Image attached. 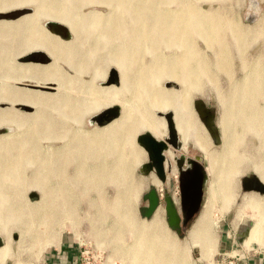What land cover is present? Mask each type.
I'll return each instance as SVG.
<instances>
[{
  "label": "rangeland",
  "instance_id": "obj_1",
  "mask_svg": "<svg viewBox=\"0 0 264 264\" xmlns=\"http://www.w3.org/2000/svg\"><path fill=\"white\" fill-rule=\"evenodd\" d=\"M1 1L3 0H0V7H3L4 4V8H0V24L3 23L0 26L5 25V29L7 26V28H10L6 30H4V28L0 29V33H2V35L6 34V36L4 35L5 37L0 36V48H3L5 45V50L0 53V63L3 61H7V63L9 62L19 71L25 69V72H20V76L17 73H12L13 71L11 70L7 73L8 77L0 76V83H3L4 85L6 84L5 87H8L9 90L18 91L20 92V94H26L27 92L30 94V92L32 91L31 95L32 93H35L34 95L36 96L37 94L38 96L45 94V91L46 93L57 95L58 92H60L61 90H65L64 93L68 92L70 96L80 97L83 101V106H81L77 120L65 118V126H63L62 128L53 127L51 130H49V133L47 134L48 136L46 137H49L50 140L41 139L39 141L38 144L41 150L44 151L43 146H49V149L47 151L45 150L43 154L40 153L38 157L45 158V153H47L49 156L40 161L46 162L48 161V159L50 161L55 156L59 155L55 148L57 146H62L64 148V152L63 155L59 157L58 162H60V165H63L65 175H70L72 177V181H77L78 179L85 178L89 185L97 186L98 188H100L98 191L99 194L96 193V190H93L91 186L86 196H80V200L75 201L72 198L69 201L68 205L71 207L72 211H74V215L72 212V217L70 215L71 218L69 217L65 220H60L62 222H56L52 224L53 229L58 230V233L56 235L57 237L50 238L51 236H48L52 232H48V230H50V228L48 227L49 229H47L46 231L47 240L51 241L52 243V240L54 242L55 239L58 238L61 231H71L75 234V239L78 243L79 250L82 248H87L90 251L94 250V252H100L101 259L99 260L98 264H131L127 258L125 259V257L121 256L120 253L117 252L120 250L119 248H116L118 247L119 243H117L118 240L115 238L112 231L115 215L108 210L107 214H109L101 217L99 216L100 212L103 213L106 210H96V207L94 206V204H99L100 200L103 198L105 200L112 201L116 196L117 188L115 184H113L112 181H106L102 183V179L99 178V176L96 175L97 173L94 172L99 169L106 170V166L98 164L93 172H85L86 177L83 175L79 176L78 173L83 172L84 169H87L85 166H87L88 162L95 161L94 156H98V158H96V161L101 160L97 150H92L89 146H86L85 144V142H89V145L92 144L93 138L97 134H99L96 133V131L104 124H99L98 122H96L95 120L97 119H94L95 116L100 113L103 114L106 112H113L114 110H117L119 113L122 112V110L124 109L125 111L127 110V114L131 116L136 114V110L134 109L135 106L130 99V94L132 95L131 91H129L128 89L130 88V86H122V81L120 77H122L123 73L125 74V72H127L126 74L132 73V75H130V77L132 78L134 76V73H136V70L139 68L141 62L142 64L150 63L152 60L151 57H153V55L151 53L148 54V52L143 53L141 62L140 60H137L136 62V59H131L130 63L127 62V66L118 65L117 63L115 64V62L110 60H103L99 57V54L101 56L103 51V53L105 54L106 50L104 48L103 51L98 48L97 50H99L100 52L97 51L96 48L93 49L92 46H89L91 45V42H88V40H90V37H88V39H85V37L83 38L82 33H80V35L82 36L76 34L78 32L75 33L72 31V29L70 30V27L67 22H64V20L59 19L61 17H52V14L49 12L50 4L53 5L54 3V6L55 4L57 6L60 4V2H63L66 7H69V9L65 6L62 8L68 10L70 13L72 12L73 14H84L90 10L102 14L111 9V5L105 3L102 0H72L75 1L76 4L72 1L71 3L73 4H71L67 0H4V3ZM6 1L7 3L5 5ZM144 1L148 3L152 0ZM153 1H157L160 11L169 13L170 17H172L174 19L173 21L176 23L178 22L181 25H186L189 19L193 22L200 18H206L208 20L210 19L213 25L215 24L213 21H216L217 27L213 28L215 27L213 26L211 28L212 32H210L211 34L208 35L209 37L198 35L195 31H192V42L194 43L196 49L199 48L198 52H201L200 56L198 53V57H201L200 59H203L202 63L209 67V69L207 70L209 72H205L208 73L206 74L207 76L203 74L200 77V85L198 84V86L190 87L184 86L182 84L181 86V84L179 85V83L176 82L171 77V75L168 76L165 74H162L158 80L157 86H160V88L164 87V89L166 88L168 89V91H171L170 89L180 91L181 89L183 90V92L181 93L182 95H184V98L182 99L186 98L185 101L188 100V102H186L188 103L186 104V106L187 108L190 107L189 109H187V113L189 112L192 114V117L188 116V120L190 122V124L188 123V128H195L188 129L186 132V137L182 139L173 126L171 110L159 112L155 111V116L164 118L163 120L165 121V125L162 127L163 131L165 132V137L161 140L157 139L158 141H164L166 145V148L162 150V154L164 156L163 168L165 175V179L163 182H161L156 177L154 170L151 168V166H147L152 164L150 163V160H148L146 151L137 142L138 135L147 132L140 130L134 138L136 147L141 148V154L138 160L131 163L133 171L130 174L129 178L133 180H141L142 186L136 200L134 202L132 201L131 203H129L131 207H129L130 211H132V213L134 211L133 214L136 215V218H138L140 221L142 220L148 223L152 220L153 213L158 207L161 210L163 227L170 233V235L174 236L180 246H187L186 242L188 241V232L195 220L202 212V210L207 205L209 187L211 182L215 178L212 166L211 164H209L210 155L211 157L213 156V158H218L223 155L224 149L226 147V138L229 136H227V134H229L227 132L229 131H227V129H224L226 123L223 122H225L224 116L226 114V110L229 107V104L231 105L232 103H234L233 100L239 99L241 105H244L247 102V104H251V106L254 105L253 107L258 110L264 108V88H261V90L255 89L256 92H258L254 98L255 103L251 102L253 101V98H246V94L243 90V84L245 80L247 81V78H249L248 80H252L257 78L258 76L263 75L262 77H264V73H262L264 72V0ZM62 8L58 7L57 9L62 10ZM15 24H17V27L15 26ZM227 24L229 25V27L227 26ZM14 30H16V33L13 32ZM5 31L6 33H4ZM13 33L17 36L15 35L14 37V35H12ZM34 34H37V36L35 37ZM52 36L58 38L61 41H71L73 40V38L76 41L77 39V42L73 40L74 45L72 44L75 50L78 49L80 50L79 52L82 53L84 51H90V49H93L92 51L94 52L92 56H90L91 54L88 56V59H91L92 61H87V63H84V57L82 56V54L79 53L78 55L73 54V56L69 58L63 57L64 59L56 57L57 65L62 68L60 69V71L62 70L63 73H65L70 80H74V85L67 84L69 87L67 85H64L65 87L62 86L58 91L56 89V87L58 86L57 80H54L55 78L50 77V75H48L49 72H47V69L43 70L44 67H46L53 59V57H51L48 53L49 49L44 45H41L39 47V45H36L35 43H32L33 46L29 43H25L29 41L37 42L38 44H41L42 42L44 43L45 41L47 43V41H51ZM219 38L222 40H220ZM41 39L44 41H42ZM124 41L128 42V40L126 39ZM207 44L211 46H207ZM29 45L31 47H29ZM43 47L45 48L43 49ZM175 48L176 47L166 49L164 46H162L160 47L159 51L162 50L166 55L168 53L171 54L172 52L178 54L179 48ZM14 54L16 56H14ZM149 55H151V57ZM138 56L140 55L138 54ZM65 59H69V61H65ZM99 59L101 61L100 64V61H98ZM78 64H82V67H85L82 68ZM136 64L139 65L137 66ZM16 65L18 68L16 67ZM29 68L31 69V71ZM33 68L34 70H32ZM36 68H39V71ZM41 68H43L42 70L46 72L47 75L42 70L40 71ZM133 69L134 72H132ZM32 71L34 72L32 73ZM42 72L46 75V78L44 77L45 75L42 76ZM10 73H12V75H10ZM1 74L2 73H0V75ZM10 76L13 77L11 78ZM3 78L7 80L5 81ZM46 80H51L50 82L52 87H44V85H40L41 83H37L42 81L47 82ZM88 82H90V84H86ZM84 84H86L85 87H83ZM90 85L105 88L110 86L111 88L106 90V93L104 94L105 96L103 97L105 99H109V101H112L113 104L108 105L105 108L103 107L94 110L93 106L95 105V98L98 99V97H96V93L91 91ZM239 87L240 89H237ZM131 89L132 88H130V90ZM22 90L23 92H26L27 90V92L23 93ZM35 91L37 92V94ZM39 91H41L40 95ZM233 94L236 96L234 97ZM229 96L233 98V100L229 98ZM18 97H22L25 101V97H23L22 95ZM18 97L16 98L17 100L12 101L11 103H8V101H0V107L3 108L9 106V108L11 109L14 108L13 110L16 112L17 115L16 121L20 123V120L23 117L25 118L26 116L20 113L32 114L34 112L35 106H33V104L31 103V99H27L28 101L30 100L29 104L27 100V102H24L21 98L20 101V98ZM256 98L257 100H255ZM195 99L202 100L206 107H212L214 110L213 122L219 131V141L217 144H214L212 142L206 129L204 128V125L200 121L197 112L194 109ZM228 100L229 103L227 102ZM122 101L124 102L123 105H121ZM51 105L52 104H48V106H50V109L49 107H47V109L50 110L48 112L50 113V115L58 117L60 113H58V111L56 113V110L52 111V109L54 108H52ZM257 106H259L260 108ZM90 108H92V110ZM32 110L33 112H31ZM166 113L170 115L169 122L171 124V128L174 130V133L176 135V147L172 146L170 143L167 142L168 140H166V137H168V122L165 117ZM191 114L188 115L191 116ZM98 118L100 119L101 116H99ZM191 122L194 125H191ZM21 123H23V125H18L20 127H16V125H14L16 123L14 122L2 124L0 126V134H5L8 131L18 132L20 129H23L25 126H27L26 121H23ZM6 128H8V131ZM238 128L241 132V135L243 132L244 137L242 135V140L240 141L241 144H239L238 147V154H240V163L238 162V167L236 168V170H234V173L230 174L229 177V179L231 180V187L229 188L230 195L228 196L229 193L224 192V190L219 191L218 196L220 195V197L216 196V198L213 199L212 205L210 207L211 210L209 211L210 216H208L207 220L208 228L214 240L212 241V243L214 244L210 245V248L208 247L204 251H202L196 243L187 246L186 259L183 261V264H187L188 262H192L193 264H240L241 261H244L246 259H244L243 257H253L258 254H264V202L262 201L263 199L259 200L264 196V191H243L240 186V179L243 176H249L250 173H252L257 180L259 179L253 169V165L259 163L260 161L261 152L258 150V147H260L261 145L262 138L260 137V135L256 134L253 129L248 130V128L246 127H243L242 129L241 126H239ZM244 129L245 131H247L246 133H244ZM123 146L126 148V151H128V144L123 143ZM66 154L74 155V160L66 158ZM111 156L112 155H110V157ZM178 157H182V167L187 164V158L197 159L200 164L204 167L206 174L202 187V198L200 202L199 211L186 223V225H180L179 230L177 232L174 229L168 227V225L166 224L163 207V197L167 195L172 199L173 204L178 210L179 214V189L177 181L178 172L176 167V158ZM111 158H113V156ZM64 161H67V163L64 164ZM118 164V168H122V164L120 162H118ZM143 165L144 168H142ZM29 166L31 165H25V175H27L30 169ZM46 169L50 170V166H47ZM60 178V176L57 177V179ZM152 180H154V182ZM72 181L71 183H69V187H67L68 185L66 184L67 189H69L72 195H77L78 193H81L79 186L75 185V183ZM258 181L260 182V180ZM117 183L119 184V182ZM150 188H153L156 194L158 195L159 203L158 206L154 209L151 216L146 218L140 215L139 209L147 205V200L143 199L142 195L147 193ZM60 190L61 188L54 189V197L52 198V202L58 200ZM40 192L41 191L37 189L25 188L19 191L17 201L19 203L23 201L27 203L36 202L40 198ZM30 193H33L35 195L29 197L28 194ZM63 193L65 192L63 191ZM259 201H261L262 204ZM103 217L104 219H102V221L106 220L104 222L101 221V218ZM15 222L16 221H10L8 223L7 227H5L4 229L6 232L3 231V229H1L0 227V249L8 242L10 244L11 249L13 250L9 255H4V250H0V264H39L40 254L42 250L40 252V248H31L27 239H20L21 228L20 225L17 222V224H15ZM13 223L16 226L12 225ZM252 224H257L260 229V234L258 236L260 245L252 246L251 244L252 247H249L248 244H246L248 240L247 233ZM56 226L58 227V229ZM94 228L95 230H93ZM97 228L100 230V233L98 232L99 230H97ZM96 230L98 236L97 234H95ZM242 231H244L245 235L243 234V237L239 240V232ZM122 239L123 240H120V243H124L126 245L133 241L129 233H127Z\"/></svg>",
  "mask_w": 264,
  "mask_h": 264
},
{
  "label": "bare ground",
  "instance_id": "obj_2",
  "mask_svg": "<svg viewBox=\"0 0 264 264\" xmlns=\"http://www.w3.org/2000/svg\"><path fill=\"white\" fill-rule=\"evenodd\" d=\"M67 1L71 3L72 0ZM102 1L111 5V9L102 14L92 10L87 11L84 14H73L72 12L70 13L68 10L62 8L64 6L66 7L63 2H60V4L57 6L56 4L54 6V3L53 5L50 4L49 12L52 14V17H61L59 19L67 22L70 30L72 29V31L75 33L78 32L76 34L80 35V33H82L83 38L85 37V39H88V37H90V40H88V42L90 41L91 45H89V43L88 45L92 46L93 49L96 48L97 50L98 48H100L101 51H103L104 48L106 50L105 54L103 53L104 51L102 52L101 56L99 54V57L103 60L106 59L115 62V64L117 63L118 65L127 66V62L130 63L131 59H136V62L137 60H140L141 62L143 53H151L153 57L149 55L152 58L150 63L142 64L141 62L140 65L138 64L139 68L137 67L138 69L136 70V73H134V76L132 78L130 77L132 73L126 74L127 72L125 71V74L123 73L122 77H120L122 86H130V88H132L131 90L130 88L128 89L132 93V95L130 94V99L135 106L134 109L136 110V114L131 116L127 114V110L125 111V109L119 113L117 111L116 116H114L112 119L105 122L100 128H98L96 133L99 134H97L93 138L92 144L89 145V142H85V144L92 150L96 149L101 160L96 161V158H98V156H94L95 161L88 162L87 166H85L87 169H84L83 172H79L78 174L79 176H85V172H93L98 164L106 166V170L99 169L94 172L97 173L96 175L102 179V183L106 181H112L113 184H115L117 188L116 196L112 201L105 200L103 198L100 200L99 204H94V206L96 207V210H106L103 213L100 212L99 216L101 217L108 215V210L115 215L112 231L115 238L118 240V242H116L119 243V245L116 248L120 249L117 252H119L121 256L125 257V259L127 258L131 264H183V261L186 259L187 246L196 243L199 248L204 251L206 250V248H210V245L214 244L212 243V241L214 240L208 228L207 220L208 216H210L209 211L211 210L210 207L212 205L213 199L218 196L220 190H224V192L229 193V188L231 187V180L229 179L230 174L234 173V170H236V168L238 167L240 157V154H238V147L239 144H241L240 141L242 140V135L244 137L243 132L241 135V132L238 128L239 126H241L242 129L243 127L248 128V130L253 129V131L256 134L260 135V137L262 138L261 145L260 147H258V150L261 152L260 161L259 163L253 165V169L256 172L260 183L264 184V108L258 110L253 107L254 105L251 106V104H247V102L244 105H241L239 99L233 100V98L229 96V98H231L234 103H232L233 105L229 104V107L227 106L228 109L226 108L227 110L224 116L225 122L223 123H226V126L224 124V129H227V131H229H226L227 133H229H226L227 136L229 135L226 138V147L224 149L223 155H221L220 157L213 158V156L211 157L210 155L209 164H211L212 166L215 178L211 182L209 187L207 205L202 210L188 232V241L186 242L187 246H180L174 236L170 235V233L163 227L161 210L158 207L155 209L152 220L150 222L147 223L142 220L140 221L138 218H136V215L133 214L134 211L133 213L132 211H130L131 207L129 204L132 201L134 202L136 200L142 186L141 180H133L129 178L130 174L133 171L131 163L138 160L141 154V148L136 147L134 138L141 130L149 133L156 140L163 139L165 137V132L163 131L162 127L165 125V121L163 120L164 118L155 116V111L159 112L165 110H171L172 123L178 135L182 139L186 137L187 130L192 128H188V125L190 124L188 116L192 117V114L189 112L187 113V109H189L190 107L188 106L189 108H187L186 106V104H188L186 103L188 102V100L185 101L186 98L182 99L184 98V95H182L181 93L183 92V90L181 89L180 91L170 89L171 91H168V89H164V87H158L157 83L160 76L162 74H165L168 76L171 75V77L176 82H178L179 85L181 84V86L182 84L184 86L190 87L198 86V84L200 85V77L203 74H208L205 72H209L207 71L209 67L202 63L203 59H200L201 57H198V53L200 56L201 52H198L199 48L196 49L194 43L192 42V31H195L198 35L209 37L208 35L211 34L210 32H212L211 28L213 26H215L213 28H217L216 21H213L215 23L213 25L210 19L208 20L206 18H200L193 22L189 19L186 25H181L178 22H174V19L170 17L169 13L160 11L157 1L152 0L148 3L144 0ZM1 2L4 3V0ZM6 3L7 1L5 2V5ZM58 7H61L62 10L57 9ZM0 8L3 9L4 4L3 7ZM2 24L3 23H1L0 25ZM17 24H15V26ZM227 26L229 27L228 24ZM4 27L5 25L0 26V29H3ZM7 27L6 29L10 28ZM6 29L4 28V30ZM13 32L16 33V30H14ZM4 33H6V31ZM4 35L6 36V34ZM4 35L0 33V36L5 37ZM12 35H14L15 37L16 34L13 33ZM34 36L36 37L37 34H34ZM125 39L128 40V42H125ZM73 40L61 41L58 38L52 36L51 41H47V43L46 41L44 43L42 42L41 44L33 41L25 42L31 45L32 43H35L36 45H39V47L41 45H44L49 49L48 53L51 57H53V59L48 65L46 64L47 66L44 67V69L41 68L40 71L42 69H47V72H49L48 75L55 78L54 80H57V91L64 85H74V80H70L62 70L60 71V69L62 68L57 65L56 57L69 58L73 56V54L78 55L79 53L84 57V63H87V61H92L91 59H88V56L90 54V56L94 54V52L92 51L93 49L80 53V50H75V48L73 47ZM75 42H77V39ZM162 46H164L166 49L172 47L179 48V52L178 54L172 52L171 54L168 53L169 55H166L162 50L159 51L160 47ZM207 46L211 45L207 44ZM4 47L0 48V53L5 50ZM29 47L31 46L29 45ZM44 48L45 47H43V49ZM138 54L140 56H138ZM14 56L16 55L14 54ZM66 60L67 59H65V61ZM67 61H69V59ZM98 61H100V59ZM100 63L101 61L99 62V64ZM79 66L82 67V64ZM84 67L85 66H83L82 68ZM11 70L13 71L12 73H17L21 76L20 72L24 71L25 69L19 71L9 62L7 63V61H3L0 63V73H2L0 76L8 77L7 73ZM32 70H34V68ZM33 72L34 71H32V73ZM132 72H134V69ZM12 73H10V75H12ZM44 73L43 75H41L44 76ZM46 75L44 76L45 78ZM262 76H258L257 78L252 80H248L249 78H247V81L245 80L244 84L242 83L246 98H253V101H251L252 103L254 102L255 95L258 93L255 89L261 90V88H264V77ZM10 77L12 78L13 76ZM3 79L5 80V78ZM50 81H42L37 83H41L40 85H44V87L48 86L49 88L52 87ZM86 84H90V82ZM86 84H84L83 87H85ZM5 85L3 83H0V101H8V103H11L12 101L17 100L16 98L18 96L22 95L23 97H25V101L27 99H31V103L33 104V106H35V109L34 112L33 110L31 111L33 112L32 114L20 113L24 116L26 115L25 118L23 117L24 119L22 118L23 120H20L21 122H27V126H25L24 123L25 127L23 129H20L19 131L17 130L18 132H10L8 131V128H6L8 132L5 134H0V227L1 229H3V231H5L4 229L5 227H7L10 221H16L21 228L20 239H27L31 248H40L41 252V250L43 251L46 246L51 244V241L47 240V229L50 228V230H48L49 233L52 231L50 234L48 233V236H51L50 238L57 237L56 235L58 233V230L53 229L52 224L56 222H62L60 220L69 218L72 212L74 215V211H72L71 207L68 205L69 201L72 198L73 200L78 201L81 199L80 196H86L91 186L93 190H96V193H98L100 189L97 186L89 185L85 178L78 179L77 181H72V177L70 175H65L63 165H60V162H58L59 157H61L64 152V148L62 146H57L55 148L59 155L55 156L50 161L49 159L46 162L40 161L49 156L47 153H45L46 156L44 155L45 158L38 157L40 153L43 154L45 150L47 151L49 149V146H43L44 151L41 150L38 144L39 141L41 139L50 140L49 137H46L48 136L47 134L49 133V130H51L53 127L62 128L63 126H65V118L77 120L79 116L78 113L80 112L81 106H83V101L80 97L70 96L68 92L64 93L65 90H61L60 92H58V94L55 93L57 95L46 93V91L45 94L42 93L43 95H40L41 91H39L40 96H38L37 92L35 91L37 96L34 95L35 93H32V95H34L32 96V91L30 92V94L27 92V90V93L24 91L26 94H20V92L18 91L9 90V88L5 87ZM90 88L92 92L96 93V97H98V99L95 98V105H92L94 107V110L103 107L105 108L108 105L113 104L112 101H109V99H105L103 97L105 96L104 94L106 93V90L111 88L110 86L105 88L90 85ZM237 89H240V87ZM236 95H234V97ZM22 100L24 101L23 98ZM255 100H257V98ZM227 102L229 103V100ZM121 103V105H123L124 102L122 101ZM48 104H52L51 107L54 108L52 109V111L56 110V113L57 111L58 113H60L58 117L50 115V113L48 112L50 110L47 109V107H49L50 109V106H48ZM13 109L9 108V106L3 108L0 107V126L2 124L11 122L16 123L14 124L16 125V127H20L18 126L20 124L23 125V123H21L20 121V123L16 121L17 115ZM90 109L92 110V108ZM188 114H191V116ZM191 125L194 124H192L191 122ZM192 129L195 128L193 127ZM246 132L247 131H245L244 129V133ZM123 143L128 144V151H126ZM110 155H112L113 158H111L112 156L110 157ZM65 156L66 158L74 160V155L72 154H66ZM118 162L122 164V168L120 169L118 168ZM65 163H67V161H64V164ZM26 164L31 165L29 166L30 169L27 175L24 174ZM47 166H50V170L46 169ZM59 176L61 178L57 179V177ZM71 181L74 182L75 185L79 186L81 193L72 195L69 189H67ZM152 181L154 182V180ZM117 182H119V184ZM66 184L68 185L67 187ZM25 188H32L41 191L39 200L33 203H27L25 201L19 203L17 201L19 191ZM56 188H61L58 195L59 198L58 200L52 202V198L54 197L53 191ZM63 191L65 193H63ZM229 195L230 193L228 194V196ZM218 197H220V195ZM259 200H262L264 202V196ZM102 219H104V217L101 218V221ZM16 222L15 224H17ZM12 225H14V223ZM93 230H95V228ZM97 230L99 229L97 228ZM97 230L96 233H94L98 236ZM98 232L100 233V230ZM127 233L130 234L133 241L128 245L120 243V240H123L122 238ZM259 234L260 229L258 225L252 224L247 233L248 240L246 244H248L249 247L251 246V244L252 246H259ZM1 249L4 250V255H9L13 251L8 242ZM187 264L193 263L188 262Z\"/></svg>",
  "mask_w": 264,
  "mask_h": 264
},
{
  "label": "water",
  "instance_id": "obj_3",
  "mask_svg": "<svg viewBox=\"0 0 264 264\" xmlns=\"http://www.w3.org/2000/svg\"><path fill=\"white\" fill-rule=\"evenodd\" d=\"M194 109L197 115L204 125L209 137L214 144L219 141V131L213 122L214 110L212 107H206L202 100H194ZM117 110L113 112H106L98 114L94 119L96 122L105 123L116 116ZM101 116L99 119L98 117ZM169 114L166 113L165 117L168 122V137L167 142L172 146L176 147L175 139L176 135L174 130L171 128L169 122ZM137 142L143 147L147 153L148 160L152 165L151 168L154 170L156 177L163 182L165 179L163 161L164 156L162 150L166 148L164 141H158L150 136L148 133L138 135ZM182 157L176 158L177 167V181L179 189V214L178 210L173 204L172 199L165 195L163 197V207L165 213V220L168 227L178 232L180 225L184 226L186 223L198 213L200 202L202 198V187L205 180V170L200 162L195 158H187V164L182 167ZM144 168V165L142 166ZM240 186L243 191L255 190L258 192L264 191V184L260 183L256 177L250 173L249 176H243L240 179ZM35 194H28L29 197ZM143 199L147 200V205L139 209L140 215L143 217H150L154 209L158 206V195L153 188H150L147 193L142 195ZM239 240L243 237L244 231L239 232ZM6 264V263H4Z\"/></svg>",
  "mask_w": 264,
  "mask_h": 264
},
{
  "label": "crops",
  "instance_id": "obj_4",
  "mask_svg": "<svg viewBox=\"0 0 264 264\" xmlns=\"http://www.w3.org/2000/svg\"><path fill=\"white\" fill-rule=\"evenodd\" d=\"M75 238L71 231H61L58 238L41 252L39 264H82ZM243 258L246 259L240 264H264V254Z\"/></svg>",
  "mask_w": 264,
  "mask_h": 264
},
{
  "label": "built area",
  "instance_id": "obj_5",
  "mask_svg": "<svg viewBox=\"0 0 264 264\" xmlns=\"http://www.w3.org/2000/svg\"><path fill=\"white\" fill-rule=\"evenodd\" d=\"M79 258L82 264H98L101 259V255L100 252H94V250L90 251L87 248H82L79 250Z\"/></svg>",
  "mask_w": 264,
  "mask_h": 264
}]
</instances>
